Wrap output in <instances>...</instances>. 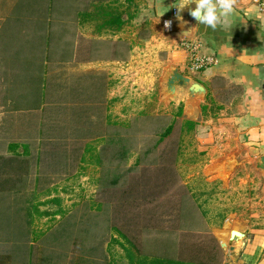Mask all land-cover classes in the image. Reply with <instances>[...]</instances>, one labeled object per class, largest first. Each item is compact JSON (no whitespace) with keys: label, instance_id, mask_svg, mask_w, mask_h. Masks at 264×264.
I'll use <instances>...</instances> for the list:
<instances>
[{"label":"rangeland","instance_id":"1","mask_svg":"<svg viewBox=\"0 0 264 264\" xmlns=\"http://www.w3.org/2000/svg\"><path fill=\"white\" fill-rule=\"evenodd\" d=\"M169 10L168 0H14L11 40H0V264L219 261L210 225L241 199L187 176L185 161L201 158L195 137L183 103L161 91ZM116 11L120 27L98 26ZM10 84L33 92L10 105L27 115L8 116ZM14 140L27 156L8 151Z\"/></svg>","mask_w":264,"mask_h":264},{"label":"crops","instance_id":"2","mask_svg":"<svg viewBox=\"0 0 264 264\" xmlns=\"http://www.w3.org/2000/svg\"><path fill=\"white\" fill-rule=\"evenodd\" d=\"M178 2L168 0L170 10L165 15H170ZM13 6L14 0H0V40H11L9 33L7 36L3 33L10 30L6 24L12 16ZM186 7L179 10V17L178 14L175 17L173 37L167 39L164 47L168 50L166 62L177 65L180 71L199 80L207 89L195 119L185 115V96L179 100L183 103L182 117L193 121V126L185 129L196 141L189 149L201 157L185 161L187 176L201 175L205 180L220 185V191L230 195L228 200L234 193H238L237 197L241 199L238 207L233 204L229 212L218 213L220 218L223 217L221 224L210 225L211 234L217 240L216 248L221 253L217 264H223L230 258L229 250L220 244V232L225 221L230 227L236 221L240 223L244 232L242 258L245 264H264V169L258 165L264 154V7L259 0H234V17L215 31L198 25L191 17L189 9L194 7L193 4L189 3L188 9ZM182 40L188 41L186 45L183 46ZM191 44L214 55L215 62L200 69L192 68ZM9 57L7 65L13 63L11 52ZM23 62L28 65L27 58ZM28 67L30 77L34 72L37 76L43 72V66L38 67V64ZM10 88L12 93L7 89L3 93V103L7 104L5 110L12 119L23 111L22 106H18L21 107L19 109L10 106L12 99L26 103L24 99H32L33 92L19 91L11 84ZM39 95L36 90L35 99ZM43 102L39 99L38 104L31 107L39 109L41 105L43 108ZM25 112L22 114L27 115ZM48 118L43 116L40 119L41 127L50 129ZM29 122L28 118L27 124ZM12 142L17 143L15 150L22 157L23 145L28 143ZM9 144L8 151L14 154L9 150Z\"/></svg>","mask_w":264,"mask_h":264},{"label":"water","instance_id":"3","mask_svg":"<svg viewBox=\"0 0 264 264\" xmlns=\"http://www.w3.org/2000/svg\"><path fill=\"white\" fill-rule=\"evenodd\" d=\"M186 8H189V4ZM161 91L164 93V97L168 98L169 96V99L171 97L180 100L185 96V112L189 118L195 119L198 116L200 100L205 98L207 89L202 82L180 71L177 65L169 64L163 71ZM258 165L264 169V154ZM222 232H225L226 239L221 236ZM220 237L221 246L228 249L230 255V258L223 264H245L242 258L244 232L241 230L240 223L236 221L230 227V224L225 221Z\"/></svg>","mask_w":264,"mask_h":264},{"label":"clouds","instance_id":"4","mask_svg":"<svg viewBox=\"0 0 264 264\" xmlns=\"http://www.w3.org/2000/svg\"><path fill=\"white\" fill-rule=\"evenodd\" d=\"M194 7L189 9V14L198 23L204 25L213 31L217 30L218 26L223 28L225 22L230 20L235 15L234 0H179L175 3V7L179 10L185 9L189 4ZM169 21H165L164 26H169Z\"/></svg>","mask_w":264,"mask_h":264},{"label":"trees","instance_id":"5","mask_svg":"<svg viewBox=\"0 0 264 264\" xmlns=\"http://www.w3.org/2000/svg\"><path fill=\"white\" fill-rule=\"evenodd\" d=\"M80 14H81V17L83 19H85V20H90V19L93 20L94 18L97 19V17L91 15V13L89 11H87V10L86 11H82ZM107 14L110 15L109 19H106L104 23L99 24L98 26L100 28H102L103 25H105V23L108 24V25L117 24L120 27L125 22V18L122 17L121 13H119L117 11L115 13H113V14H111V13H107ZM186 122L190 125V127L193 126V121L192 120L188 119ZM17 146H18L17 143L12 142V143L9 144V150L13 151L14 155L19 157L20 153L16 152V150H15V148ZM23 146H24V151L22 153V156H27L29 154V149H28L29 146L27 144H24ZM22 173H23V171H22ZM186 215H188V214H186ZM148 255L150 256V254H148ZM141 260L142 261H136L134 264H178V260L172 261L171 259H168V258H166L165 256H162V255H153L152 258H149L148 256L144 255Z\"/></svg>","mask_w":264,"mask_h":264},{"label":"built area","instance_id":"6","mask_svg":"<svg viewBox=\"0 0 264 264\" xmlns=\"http://www.w3.org/2000/svg\"><path fill=\"white\" fill-rule=\"evenodd\" d=\"M259 1L261 3V6L264 7V0H259ZM177 14H178V9L176 7H173L172 13L170 15H166L163 18V21H162L163 27H164L165 31H167L168 33L174 31V26H175L174 20H175V17L177 16ZM165 21L170 22L169 26L167 28H165V26H164ZM187 42L188 41H186V40H182L183 46L186 45ZM190 61H191V67L192 68L200 69V68H203L207 65L214 63L215 57L211 53L202 52L199 49L198 45L191 44Z\"/></svg>","mask_w":264,"mask_h":264},{"label":"bare ground","instance_id":"7","mask_svg":"<svg viewBox=\"0 0 264 264\" xmlns=\"http://www.w3.org/2000/svg\"><path fill=\"white\" fill-rule=\"evenodd\" d=\"M222 237H223V239H226V234L223 233L222 234Z\"/></svg>","mask_w":264,"mask_h":264}]
</instances>
